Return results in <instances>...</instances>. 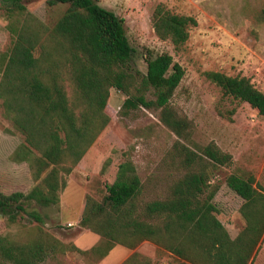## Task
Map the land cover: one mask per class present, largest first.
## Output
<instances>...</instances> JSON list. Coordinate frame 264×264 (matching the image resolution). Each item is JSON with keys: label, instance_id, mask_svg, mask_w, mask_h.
<instances>
[{"label": "trees", "instance_id": "1", "mask_svg": "<svg viewBox=\"0 0 264 264\" xmlns=\"http://www.w3.org/2000/svg\"><path fill=\"white\" fill-rule=\"evenodd\" d=\"M21 0H10L8 30L13 42L0 54V100L4 115L24 137L13 158L28 164L35 185L27 192H0V216L9 223L27 218L36 223L34 236L25 241L0 235L1 264H44L67 252L87 254L47 233L34 207L59 203L68 175L80 162L110 120L105 113L109 90L126 98L122 113L145 108L157 111L160 122L178 138L190 142L191 127L171 106L183 68L163 53L146 58V72L133 71V50L123 19L102 8L98 0H48V6L66 5L53 26L26 11ZM155 35L175 47L189 37L197 24L192 16L169 12L157 4L151 14ZM204 75L225 96L247 103L264 117V93L246 77L218 72ZM178 165L183 170L163 198L141 202L143 182L130 159H124L105 194L90 196L78 222L98 235L101 246L91 250L105 257L115 245L128 249L149 241L157 248L153 258L132 253L121 264H162L159 252L175 260L169 264H260L264 258V190L252 174L232 173L227 187L243 201L244 227L231 239L216 218L213 198L219 187L211 183L199 164L206 157L215 166H230L232 156L214 143L200 149L179 144ZM110 160H106L105 166Z\"/></svg>", "mask_w": 264, "mask_h": 264}, {"label": "rangeland", "instance_id": "2", "mask_svg": "<svg viewBox=\"0 0 264 264\" xmlns=\"http://www.w3.org/2000/svg\"><path fill=\"white\" fill-rule=\"evenodd\" d=\"M48 0H21L26 11L41 22L53 26L66 5L48 6ZM98 4L123 19L125 37L133 50V71L146 72V58L167 53L184 70V76L171 98L176 113L188 121L190 142L178 138L159 120L157 111L138 108L122 113L126 96L111 88L105 113L109 122L97 136L80 162L68 175L62 174L65 186L59 191V203L49 208L34 207L42 219V228L63 244L74 245L87 254L67 252L44 264H121L137 252L153 258L157 248L149 241L136 248L115 245L105 256L92 251L101 246L100 237L78 222L87 196L97 200L111 184L118 165L130 159L143 182L141 202L163 198L181 176L180 156L176 149L184 144L194 150L214 143L232 156L230 166H213L201 157L211 183L219 189L213 198L216 218L236 237L244 227L240 214L242 199L231 191L225 179L232 173L252 174L258 189L264 190V117L250 106L222 94L221 89L204 73L218 72L230 77H246L264 93V0H98ZM157 4L174 14L192 16L197 24L189 28L188 39L179 47L160 40L154 33L151 14ZM10 0H0V54L8 53L13 34L8 25ZM24 141L23 135L6 118L0 100V192H27L35 185L29 166L13 155ZM109 164L103 166L106 160ZM36 223L23 218L9 223L0 216V235L25 241L34 236ZM233 238V239H234ZM264 247V240L260 250ZM162 264L175 258L159 252ZM1 264V260H0ZM260 264H264L261 261Z\"/></svg>", "mask_w": 264, "mask_h": 264}, {"label": "crops", "instance_id": "3", "mask_svg": "<svg viewBox=\"0 0 264 264\" xmlns=\"http://www.w3.org/2000/svg\"><path fill=\"white\" fill-rule=\"evenodd\" d=\"M234 237H232V239H233Z\"/></svg>", "mask_w": 264, "mask_h": 264}]
</instances>
